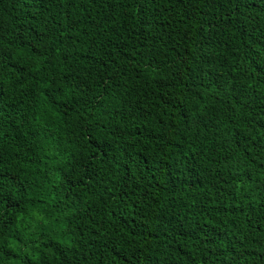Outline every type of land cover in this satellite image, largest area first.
Instances as JSON below:
<instances>
[{"label":"trees","instance_id":"trees-1","mask_svg":"<svg viewBox=\"0 0 264 264\" xmlns=\"http://www.w3.org/2000/svg\"><path fill=\"white\" fill-rule=\"evenodd\" d=\"M0 264H264V0H0Z\"/></svg>","mask_w":264,"mask_h":264}]
</instances>
